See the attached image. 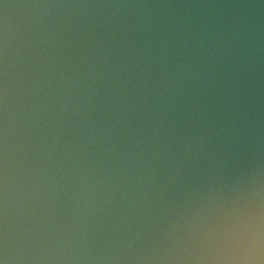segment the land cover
<instances>
[{
    "label": "water",
    "instance_id": "water-1",
    "mask_svg": "<svg viewBox=\"0 0 264 264\" xmlns=\"http://www.w3.org/2000/svg\"><path fill=\"white\" fill-rule=\"evenodd\" d=\"M0 264H264V0H0Z\"/></svg>",
    "mask_w": 264,
    "mask_h": 264
}]
</instances>
